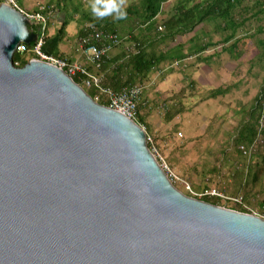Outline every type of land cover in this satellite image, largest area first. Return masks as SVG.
Returning <instances> with one entry per match:
<instances>
[{"label": "water", "instance_id": "water-1", "mask_svg": "<svg viewBox=\"0 0 264 264\" xmlns=\"http://www.w3.org/2000/svg\"><path fill=\"white\" fill-rule=\"evenodd\" d=\"M29 24L0 5V264H264V217L184 193L66 69L15 64Z\"/></svg>", "mask_w": 264, "mask_h": 264}, {"label": "trees", "instance_id": "trees-1", "mask_svg": "<svg viewBox=\"0 0 264 264\" xmlns=\"http://www.w3.org/2000/svg\"><path fill=\"white\" fill-rule=\"evenodd\" d=\"M72 0H61L57 2L56 9L53 11L62 13L68 11V3ZM82 3L81 0H78ZM170 0H134L132 4L127 6V18L124 20H114L112 17L104 19L93 18L91 13L85 14L82 12L81 19L91 20L90 25L81 27L77 33V39L92 28H98L111 32L122 41L128 40L130 46L126 49L120 44L118 47L122 50L116 54L109 55L104 58L102 66L95 68L93 65L91 70H87L99 78L100 85L103 88L112 91H120L123 88H131L133 86H141L143 82L148 81L152 74L157 73L158 78L166 75L164 66L171 67L175 60H183L192 56H198L208 47H220L221 50L227 49L230 53V59L240 57L241 53L236 47L239 45L250 44L249 50H256L255 34L264 32V28H257L256 31L248 32L240 35L241 28L246 30L249 28V23L256 20L259 15L264 14V0H175L170 4L167 16L158 20V16L163 12V5ZM50 6L45 9V14H48ZM55 9V10H54ZM52 10V9H51ZM74 11L78 13V7L74 6ZM54 14V12H53ZM72 12L63 14V19L60 21V27L57 30L56 37L45 39L43 52L56 55L59 59L66 62L71 61L65 58L64 55L58 52L57 41L61 40L65 33L66 27L69 24L68 16L72 17ZM53 18V15H49ZM49 18H47L49 25ZM162 23L161 30L158 29L156 24ZM217 21L216 23L217 34L220 32L221 36L218 39H207L204 44H194L198 39L196 34L190 37L188 43H176L178 37L195 33L198 27L201 28L206 21ZM162 21V22H161ZM34 30L35 32L37 31ZM163 31V32H162ZM258 41L257 43H261ZM229 45L225 47L226 45ZM33 44L29 45L32 47ZM121 46V47H120ZM117 48V47H116ZM114 48V49H116ZM176 48L178 50H176ZM55 53L53 54V52ZM234 52V53H233ZM58 53V54H57ZM259 56V53L255 54ZM14 60L17 66H24L28 61L22 59L19 62L18 54L14 53ZM33 57V56H31ZM198 61H203L206 64H211L209 59L203 60L197 58ZM253 62V61H251ZM250 62V63H251ZM211 66H209L210 68ZM172 68V67H171ZM252 68V67H251ZM240 69V67H239ZM237 69L236 71H238ZM251 69L246 74L238 79L228 82L223 87L213 88L205 99H217L219 96L232 97L234 92H238L241 86L248 84L250 79H255L251 75ZM237 73L232 76H237ZM73 77L78 79L87 92L97 98V100L109 105V100L106 96L100 93L99 89L94 86L86 87L83 83L84 76L75 74ZM186 77V76H185ZM238 77V76H237ZM190 85V84H189ZM143 86V85H142ZM192 87V86H190ZM140 94L137 100L136 119L137 123L145 128L146 132L149 130V125L146 122V116L142 112L150 111V105H155L156 100L147 98V95ZM245 93V92H244ZM264 77L259 86V89L253 99L250 101L251 105L244 110H237L233 115L237 118L235 124L232 126L230 136L225 141V147L222 149V159L218 166H212L207 173L212 175L216 187L232 196L241 194L244 203L247 206L254 205L253 201L258 197L260 198L259 206L264 216ZM175 100H162L163 117L166 122H171L182 112V107L172 103ZM239 105H236L237 108ZM262 123V124H261ZM148 135V134H147ZM261 141V143H260ZM248 150L246 154L240 150V147ZM254 147V150H250ZM232 152H235L237 157L234 160ZM251 157L252 163L247 164L246 158ZM243 160V162H242ZM233 161V163H232ZM242 162V167H238L235 163ZM234 169L232 174H223L221 169L227 167ZM205 175L202 179L203 189L208 188L209 184L205 183ZM211 181V179H208ZM226 187V188H224ZM200 188V187H198ZM196 189L199 191V189ZM202 189V190H203ZM183 190V189H182ZM207 190V189H206ZM187 195L192 197L191 192L185 190ZM197 193V192H196ZM201 201L212 203L217 206H224L219 198H200ZM236 207V206H235ZM233 209V208H232ZM241 213L250 214V212L242 207L237 206L234 209Z\"/></svg>", "mask_w": 264, "mask_h": 264}, {"label": "rangeland", "instance_id": "rangeland-1", "mask_svg": "<svg viewBox=\"0 0 264 264\" xmlns=\"http://www.w3.org/2000/svg\"><path fill=\"white\" fill-rule=\"evenodd\" d=\"M133 1L127 0V6L132 4ZM174 1L170 0L163 5V12L158 16V20L167 16L169 6ZM15 2L25 14L34 17L29 21L31 30L34 31L43 25L42 20L38 19L37 16L44 20L45 39L56 37L63 14L72 12V17L68 16V20L70 18L71 20L66 27V33L61 40L57 41V47L65 58L71 60L67 63H76L87 70H91V64L79 50V43L76 37L80 28L90 25L92 19L95 18L92 14L93 18L91 20L81 19L80 17L82 12L85 14L91 13L89 9L90 0H81L82 3H79L78 0H72L68 3V11L65 10L62 13L53 11V7L56 9L57 2H61V0H15ZM2 3H4L3 0H0V5ZM47 6H50V9L48 14H45ZM74 6L78 7V13L74 11ZM49 15H53V18H49ZM47 18H49V25L47 24L46 27ZM158 20L156 21L158 22ZM216 23L218 25L217 21H206L201 28L198 27L196 29L195 33L178 37L176 43H188L189 38L193 37L194 34H196L198 39L194 43L197 46H200L201 43L204 44L207 39H218L221 34L220 32L217 34ZM156 26L162 27V23L158 22ZM249 26L246 30L241 28L242 31H239L240 35L248 32L253 33L257 28H264V14L259 15L255 21L249 23ZM254 39L257 51H254V49L249 50V43L245 45H239L240 43H238L236 45L241 53L240 57L230 59V53L227 49L221 50L220 47L210 46L198 56L175 60L171 66L172 68L166 66V64L164 71L167 73L163 77L158 78L157 73L152 74L150 79L143 82V86H141L144 88V95H147L146 97L151 100H156V103L155 105H150L149 113L142 112L143 115L145 114L146 122L150 127L148 132H146L145 128H142L146 133L147 143L153 153L161 165L166 164L168 174L179 188L183 189V192L185 190L189 193L191 192L192 198L200 200V198L204 197L215 198V195H206V192H213L214 190V192L223 196L216 197L224 205L220 207L234 210L237 206H242L250 214L254 213L257 216L264 217L260 210L259 197L253 201L254 205L247 206L241 194L232 196L219 190L215 185L213 176L207 173L212 166H218L222 162V148L225 147V141L230 136L232 126L239 118L238 116L235 117L233 112L244 110L251 105L250 101L256 95L264 77V32L255 34ZM128 40L126 42L124 40L121 43L124 49L130 46ZM258 41L262 42L257 43ZM227 46L229 45L227 44L225 47ZM121 50L122 48L117 47L109 55L116 54ZM176 50L178 49L176 48ZM256 53H259V56H256ZM18 55H24L19 57V62L23 58L29 61L32 56L28 53ZM53 56L58 58L55 54ZM199 57L203 60L209 59L211 64L208 65L201 60L198 61L197 58ZM209 66L211 67L209 68ZM237 69L239 70L236 71ZM250 69L251 75H254L255 79H250L248 84L241 86L238 92L232 94V97L219 96L217 99H205V97L208 98V94L213 88L223 87L229 81L243 77L246 72L248 74ZM234 73H237L238 77L232 76ZM162 100H168V102L175 100L172 103L182 107V112L171 122H166L163 117ZM236 105L239 106L235 108ZM135 121L137 122L136 118ZM248 150L243 149V151H247V156ZM250 150H254V147H251ZM232 157H234V160L237 159L235 158L237 157L235 152H232ZM242 162L235 164L241 168ZM246 163H252L251 157L246 158ZM236 168L223 167L221 173L224 177L225 174H232ZM204 175L205 183L209 184L208 188H206L207 190L202 188ZM208 179H211V181ZM197 188L199 191L196 190ZM225 198H237L241 200L242 204H235Z\"/></svg>", "mask_w": 264, "mask_h": 264}, {"label": "built area", "instance_id": "built-area-1", "mask_svg": "<svg viewBox=\"0 0 264 264\" xmlns=\"http://www.w3.org/2000/svg\"><path fill=\"white\" fill-rule=\"evenodd\" d=\"M4 3L13 9L20 11L26 18L30 21L34 17L28 16L25 14L19 7L17 6L15 0H3ZM38 19L42 20V27H39L36 32H39L38 38L35 39L33 42V46L29 47L24 43H20L15 51L16 54H24L28 53L31 54L33 57L29 59V61H46L62 67L66 69L72 76L75 74H81L84 76L83 83L86 87L94 86L95 88L99 89L100 93L106 96L109 100V105L119 113L123 114L124 116L130 118L131 120L135 121L136 117V108H137V100L142 93V86H133L131 88H123L120 91H112L110 89H106L101 87L99 78L96 77L94 74L88 72L85 68L81 65L76 63H67L64 60L58 59L53 55L47 54L43 52V46L45 44L44 38V30H45V22L40 17L37 16ZM161 30L160 27H158ZM33 31V30H32ZM35 32V31H33ZM79 43V50L85 56L87 61L93 65L95 68H100L102 66L104 58L107 54L112 51L114 48L118 47L121 44V40L117 37V35L105 31L100 30L98 28H92L83 34L78 39ZM28 61V62H29ZM17 65V64H16ZM97 99V98H96ZM264 103V96L263 101ZM137 123V122H136ZM138 124V123H137ZM262 124V123H261ZM147 142V138H146ZM261 143V141H260ZM244 147H240V150L243 151ZM246 154L245 151H243ZM166 171H168V167L166 164L162 165ZM206 195H212L216 197H223L220 196L221 194L214 192H206ZM227 201H232L235 204H242L241 200L237 198H225ZM254 214V213H253Z\"/></svg>", "mask_w": 264, "mask_h": 264}, {"label": "clouds", "instance_id": "clouds-1", "mask_svg": "<svg viewBox=\"0 0 264 264\" xmlns=\"http://www.w3.org/2000/svg\"><path fill=\"white\" fill-rule=\"evenodd\" d=\"M89 9L97 19L112 17L118 21L127 18V0H90Z\"/></svg>", "mask_w": 264, "mask_h": 264}, {"label": "crops", "instance_id": "crops-1", "mask_svg": "<svg viewBox=\"0 0 264 264\" xmlns=\"http://www.w3.org/2000/svg\"><path fill=\"white\" fill-rule=\"evenodd\" d=\"M57 49H58V47H57ZM58 52H60L61 53V51L58 49Z\"/></svg>", "mask_w": 264, "mask_h": 264}]
</instances>
